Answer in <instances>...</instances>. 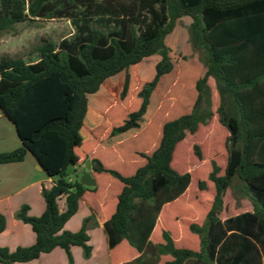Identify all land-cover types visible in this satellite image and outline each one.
Segmentation results:
<instances>
[{"label": "trees", "instance_id": "16d2710c", "mask_svg": "<svg viewBox=\"0 0 264 264\" xmlns=\"http://www.w3.org/2000/svg\"><path fill=\"white\" fill-rule=\"evenodd\" d=\"M79 1L95 2L0 0V33L77 14ZM107 1L119 15L109 33L85 18L58 43L41 39L35 62L0 56V109L21 142L0 152V164L29 151L52 178L40 215L26 203L15 212L35 242L0 246V264L55 247L73 264L74 245L88 258L90 219L104 224L110 264H223L222 221L252 211L264 232V0ZM83 165L90 185L67 176ZM183 176L184 190L160 207L139 253L128 234L137 201ZM79 200L91 216L64 229Z\"/></svg>", "mask_w": 264, "mask_h": 264}, {"label": "crops", "instance_id": "0c3cea01", "mask_svg": "<svg viewBox=\"0 0 264 264\" xmlns=\"http://www.w3.org/2000/svg\"><path fill=\"white\" fill-rule=\"evenodd\" d=\"M74 31L75 28L73 32ZM38 58L36 60H38ZM1 116H3V113L0 110V117ZM7 120L13 125L8 118ZM13 128L16 134L14 125ZM18 141L21 145L19 138ZM28 156L32 158L31 166H28L26 163ZM0 165H3L4 169L10 172V178L6 179L8 183H10V181L13 182L14 178L11 177L12 172V174L15 177H18V179L24 176L23 181L16 184L15 190L11 189L8 190L6 194L0 195V212L3 213L5 217V227L4 230L0 232V246L13 250L19 245L27 246L35 242V233L32 231L30 225L17 219L15 217V212L21 204L26 203L29 206L28 213L30 215H40L45 207L41 188L42 186L46 188L50 187L52 184V178L48 177L44 170L39 168L38 161L29 151L26 153L22 161ZM86 174L89 173L87 172ZM233 180L238 182L240 192L243 191V184L237 178H234ZM183 190H181V192ZM181 192L160 189L152 198L153 201L151 203H148V200L137 201L136 207L132 211V217L128 222V234L139 253L146 245L149 233L157 219L160 207ZM57 203L59 210H64V196H61L57 200ZM249 212V214H246L244 217L235 221H222V226L226 234L219 245L218 254L219 256L220 254L221 256H224L225 261L223 264H230L227 262V259L230 257L231 260L234 256H240L238 264H264V232L259 226L257 217L252 211ZM89 216H91L90 209L84 201L79 200L76 212L65 222L63 228L70 231H76L80 228L83 219ZM87 233L89 235L88 243L91 245L90 256L84 258L82 249L79 246L74 245L71 247L73 264H110L108 256L109 243L104 224L96 222L95 219H90ZM93 237L95 239V246L92 243ZM247 240L251 242L248 250L247 248L245 249V246L248 244ZM67 263L65 251L60 247H55L49 252L41 253L39 257L35 259L25 262H13L10 264Z\"/></svg>", "mask_w": 264, "mask_h": 264}, {"label": "rangeland", "instance_id": "374dc122", "mask_svg": "<svg viewBox=\"0 0 264 264\" xmlns=\"http://www.w3.org/2000/svg\"><path fill=\"white\" fill-rule=\"evenodd\" d=\"M94 1V0H93ZM86 3L78 2V9L75 10L77 14H63L57 15L53 18L39 17L34 20H27L24 22L15 23L13 27L7 31L0 33V56H21L26 62H34L38 58V54L33 51V47L40 43L41 39L49 38L58 43L62 38L69 37L75 28V22L84 21L88 18L91 24L96 26L101 33H109L114 29V24L117 25L119 15L113 4L107 0H95V2L85 6ZM88 4V3H87ZM105 8V10L99 9ZM102 15V16H100ZM75 19V20H72ZM203 104L199 108L201 111ZM1 110V109H0ZM3 113V112H2ZM6 117V116H5ZM0 117V152L9 151L17 148L20 143L18 136L14 132L13 125H11L7 118ZM27 165H32V158L27 157ZM34 172V171H33ZM9 173V174H8ZM13 173V172H12ZM13 182L8 183L7 178H10V172L5 170L3 165H0V195L6 194L8 190H15L16 184L23 181V177H15ZM87 173V166L83 165L75 171L72 168L67 169V176L69 178L77 179L78 181ZM186 176H183L175 183L168 186L166 189L173 192H181L183 190V183ZM235 185V193L237 195L243 194L244 190L240 192L239 184L233 180ZM62 200V199H60ZM153 200H148L151 203ZM92 243L95 246V239L93 237Z\"/></svg>", "mask_w": 264, "mask_h": 264}, {"label": "water", "instance_id": "95a60500", "mask_svg": "<svg viewBox=\"0 0 264 264\" xmlns=\"http://www.w3.org/2000/svg\"><path fill=\"white\" fill-rule=\"evenodd\" d=\"M39 168L42 169V167L40 166L39 164ZM81 181L84 183V184H91L92 183V178L90 177L89 174H85L82 178H81Z\"/></svg>", "mask_w": 264, "mask_h": 264}]
</instances>
